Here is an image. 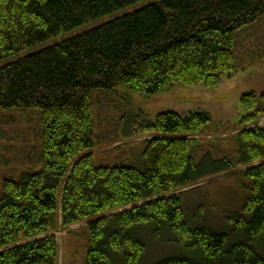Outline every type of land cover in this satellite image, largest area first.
Here are the masks:
<instances>
[{
  "label": "trees",
  "instance_id": "1",
  "mask_svg": "<svg viewBox=\"0 0 264 264\" xmlns=\"http://www.w3.org/2000/svg\"><path fill=\"white\" fill-rule=\"evenodd\" d=\"M141 1L0 0V61ZM262 16L264 0H164L0 67V114L39 110L42 124L35 164L0 181V264H60L59 230L81 224L78 264H264V92L241 96L229 140H202L215 131L207 112L165 111L141 126V167L100 166L92 153L95 93L218 89L245 70L238 40ZM239 170L234 230L194 226L186 190Z\"/></svg>",
  "mask_w": 264,
  "mask_h": 264
},
{
  "label": "rangeland",
  "instance_id": "2",
  "mask_svg": "<svg viewBox=\"0 0 264 264\" xmlns=\"http://www.w3.org/2000/svg\"><path fill=\"white\" fill-rule=\"evenodd\" d=\"M162 1L164 0H143L0 61V67ZM250 26H253L252 29H245L238 40V53L245 70L232 79L223 78L218 89L211 90L205 85L179 86L149 100L123 87L95 93L96 100L102 99L95 110L96 132L100 140L92 152L96 164L141 167L147 137L140 132L141 126L155 123L157 115L165 111L177 112L183 116L190 112H207L212 117L215 131L202 137V140L212 144L229 140L236 133V124L243 116L241 96L251 92L260 95L264 92V16ZM39 115V110L31 109H14L0 114V181L35 164L42 132ZM229 152L234 154L235 150L231 149ZM242 172L239 170L209 178L187 190L183 194V204L188 220L194 226H205L218 233L233 231L230 217L243 211L246 200L247 183ZM85 226L86 224H81L71 227L73 234L59 230L60 264L80 262ZM162 245L164 256L173 250L168 243Z\"/></svg>",
  "mask_w": 264,
  "mask_h": 264
}]
</instances>
